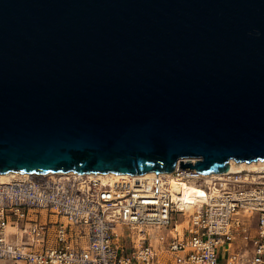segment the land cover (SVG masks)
Masks as SVG:
<instances>
[{
    "label": "water",
    "instance_id": "obj_1",
    "mask_svg": "<svg viewBox=\"0 0 264 264\" xmlns=\"http://www.w3.org/2000/svg\"><path fill=\"white\" fill-rule=\"evenodd\" d=\"M231 158L264 160V0H0V172Z\"/></svg>",
    "mask_w": 264,
    "mask_h": 264
},
{
    "label": "built area",
    "instance_id": "obj_2",
    "mask_svg": "<svg viewBox=\"0 0 264 264\" xmlns=\"http://www.w3.org/2000/svg\"><path fill=\"white\" fill-rule=\"evenodd\" d=\"M196 172L179 161L170 171L178 183L204 190L187 202L172 192L164 171L113 183L72 170L18 172L0 180V258L13 264H264V177L221 172L211 179ZM8 224L21 230V243L7 237Z\"/></svg>",
    "mask_w": 264,
    "mask_h": 264
},
{
    "label": "bare ground",
    "instance_id": "obj_3",
    "mask_svg": "<svg viewBox=\"0 0 264 264\" xmlns=\"http://www.w3.org/2000/svg\"><path fill=\"white\" fill-rule=\"evenodd\" d=\"M169 179L170 187L172 192L181 193V199L183 202L196 200L198 195H203L204 190L199 186L195 185L193 182L191 183H178L177 180L172 176L169 171H164ZM226 173H247L251 175L263 174V176L258 175L260 178L264 177V160L257 159L253 161H237L231 158L228 161V169L225 171ZM91 176H97L101 180L102 183H113L119 179L126 180H143L150 178L154 172L146 171L144 173H121V172H88ZM221 172H211V173H201L196 172L195 175L202 176L205 178H217L220 176ZM18 172L14 170H10L7 172H0V180L2 182H8L11 178L16 177ZM191 208V206H187ZM7 225L5 227V233L7 235Z\"/></svg>",
    "mask_w": 264,
    "mask_h": 264
},
{
    "label": "crops",
    "instance_id": "obj_4",
    "mask_svg": "<svg viewBox=\"0 0 264 264\" xmlns=\"http://www.w3.org/2000/svg\"><path fill=\"white\" fill-rule=\"evenodd\" d=\"M6 231H7V237L9 239H12V240L16 241L18 244L21 243V234H22V232H21L20 229H18L16 227V229L13 232H11L10 226H8ZM12 237H14V239ZM20 262H23V261H19V262H17V264H21Z\"/></svg>",
    "mask_w": 264,
    "mask_h": 264
},
{
    "label": "rangeland",
    "instance_id": "obj_5",
    "mask_svg": "<svg viewBox=\"0 0 264 264\" xmlns=\"http://www.w3.org/2000/svg\"><path fill=\"white\" fill-rule=\"evenodd\" d=\"M257 175L263 176V174H257ZM8 226H10V230H11V232H13V231L16 229V227L13 226V225L8 224L7 227H8ZM164 255L166 256L167 261H171V257H170L169 255H167L166 253H164ZM20 263H21V264H24L23 262H20ZM0 264H13V262L10 261V260H6V259H1V258H0Z\"/></svg>",
    "mask_w": 264,
    "mask_h": 264
}]
</instances>
